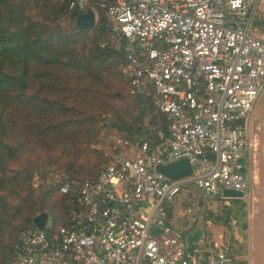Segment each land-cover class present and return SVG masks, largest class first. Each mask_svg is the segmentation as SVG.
I'll use <instances>...</instances> for the list:
<instances>
[{"label": "built area", "instance_id": "obj_1", "mask_svg": "<svg viewBox=\"0 0 264 264\" xmlns=\"http://www.w3.org/2000/svg\"><path fill=\"white\" fill-rule=\"evenodd\" d=\"M258 1L68 0L76 15L102 12L99 47L122 54L128 92L147 96L168 124L150 141L134 137L104 149L93 177L34 171V179L70 192L74 205L54 230L47 221L42 230H21L12 264H235L228 241H196L188 250L169 214L178 207L188 223L208 197L230 208L223 189L248 194L246 120L264 92ZM180 158L190 164L188 176L170 179L155 169Z\"/></svg>", "mask_w": 264, "mask_h": 264}, {"label": "trees", "instance_id": "obj_2", "mask_svg": "<svg viewBox=\"0 0 264 264\" xmlns=\"http://www.w3.org/2000/svg\"><path fill=\"white\" fill-rule=\"evenodd\" d=\"M67 2L0 0V264H12L17 236L33 227L36 214L46 212L51 218L46 230H54L66 222L65 209L74 205L72 194L61 193L57 184L33 188V168L47 166L67 180L74 178L71 173L82 168L77 160L86 158L79 145L96 142V123L111 126L97 119L106 112L117 130L138 137L137 127L153 134L168 124L147 96L128 92L119 71L122 54L99 47L106 33L102 12L97 10L93 27L76 28V13L66 9ZM116 98L131 108L112 105ZM100 161L87 178L95 176ZM230 213L227 208L221 219L208 210L205 217L226 225Z\"/></svg>", "mask_w": 264, "mask_h": 264}, {"label": "rangeland", "instance_id": "obj_3", "mask_svg": "<svg viewBox=\"0 0 264 264\" xmlns=\"http://www.w3.org/2000/svg\"><path fill=\"white\" fill-rule=\"evenodd\" d=\"M257 11L259 17L264 20V0H259L257 4ZM96 24V16H95ZM121 94V93H120ZM120 100L116 98L111 101L112 105L118 104ZM130 103L121 102L119 106H128ZM264 113V92H262L255 100L252 105V110L250 112L249 118L246 120V133L248 137V145L243 152L242 162L245 163V175L248 183V194H244L243 198L240 200H233L231 206V218L234 219L232 223L230 216L228 218L227 225L235 228L238 231L239 244L242 248V257L235 259V264H264V156L262 153L261 147L264 143V130L262 127V115ZM104 118V121L111 122L110 127L100 126L99 123H96V127H99L96 134V142L88 144L87 146L79 145L81 151H85L86 158H80L78 164L82 167L80 172L77 173L74 170L71 174L73 175L69 180L80 181L83 178L89 177L92 173H95L98 169L97 165L99 159L101 164H103L102 151L104 149H112L117 145L118 140L131 139L138 137L133 132L127 133V131H119L115 126V120L111 119L109 112H106L101 115H97V119ZM147 123V119L142 120V125ZM90 148L91 150L89 151ZM94 150V152H92ZM43 160L42 157L39 160ZM61 163L64 164V160L60 159ZM22 164V162H20ZM43 167V166H42ZM33 168L31 172V186L33 188H38L42 182V177L34 179V171H45L51 167L44 166ZM90 168L89 173H86L85 170ZM52 169V168H51ZM76 169V167H75ZM82 171V173H81ZM77 177V179H75ZM81 178V179H80ZM57 195V194H56ZM216 204H220V212L216 213ZM209 206L211 207V215L220 214V218L223 219L226 217V207L223 206L221 202L215 200V197L210 201ZM57 208L54 212L57 214ZM230 209V208H228ZM198 210V209H197ZM61 211V210H60ZM208 209H202L200 213H207ZM67 208L63 213V217L66 216ZM183 220V219H182ZM51 223V218L48 216L47 224L48 226ZM183 223L186 221L184 219ZM244 224V227L242 225ZM228 228V230H229ZM246 229V230H245ZM218 231H221V228H213V235ZM200 239V237H199ZM202 242V238L199 240Z\"/></svg>", "mask_w": 264, "mask_h": 264}, {"label": "water", "instance_id": "obj_4", "mask_svg": "<svg viewBox=\"0 0 264 264\" xmlns=\"http://www.w3.org/2000/svg\"><path fill=\"white\" fill-rule=\"evenodd\" d=\"M73 24L76 28L84 29L93 27L95 25V16L91 10H87L85 13L76 15L73 21ZM140 135V142L146 138L155 137V133L147 134L145 130L137 127ZM139 142V143H140ZM155 169L162 173L164 176L170 179H177L181 177L188 176L191 173V167L186 158H180L166 164H157ZM221 197L232 198V199H241L243 197V193L241 191L233 190V189H223L221 191ZM48 219V215L46 212H39L32 218L33 226L42 230L45 226V223ZM201 236V230L196 228L192 232L185 234L184 240L186 244V248L188 250L192 249L193 242L197 241V238Z\"/></svg>", "mask_w": 264, "mask_h": 264}, {"label": "crops", "instance_id": "obj_5", "mask_svg": "<svg viewBox=\"0 0 264 264\" xmlns=\"http://www.w3.org/2000/svg\"><path fill=\"white\" fill-rule=\"evenodd\" d=\"M246 162V161H245ZM213 198L211 197H208V199L204 202H200L198 205H199V208H198V213L196 215H194L190 222L184 224L183 221V211L175 208L173 209V213L169 214V221L171 222V224L173 225H176L180 228L183 229V233L184 234H187V233H190L192 232L194 229L198 228L201 230V236L200 239L202 238V241H214V242H220V241H228L233 249V253L236 255V258H241L243 255H242V248L240 247V244H239V236H238V231L233 227H231V229L229 228V226L226 224V225H222L221 223H215L213 221V218H209V219H206L207 217H205V213H200V211L202 209H211V207L209 206L210 204V201L212 200ZM233 200H240V199H233ZM231 200V206H232V201ZM232 208L230 207V210ZM212 210V209H211ZM232 211V210H231ZM231 214V213H230ZM230 219L231 221L234 220L231 218L232 215H230ZM228 216V218H229ZM183 219V220H182ZM235 221V220H234ZM213 228H221V231H218L215 235H213ZM229 228V230H228ZM246 230V229H245ZM199 237L197 238V242L200 243V239ZM240 249L241 252L239 254H237V250Z\"/></svg>", "mask_w": 264, "mask_h": 264}, {"label": "bare ground", "instance_id": "obj_6", "mask_svg": "<svg viewBox=\"0 0 264 264\" xmlns=\"http://www.w3.org/2000/svg\"><path fill=\"white\" fill-rule=\"evenodd\" d=\"M262 152H263V154H264V144H263V146H262Z\"/></svg>", "mask_w": 264, "mask_h": 264}]
</instances>
